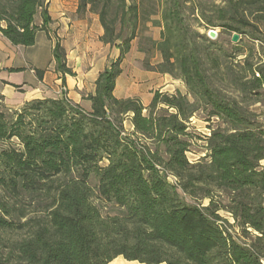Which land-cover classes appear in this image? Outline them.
I'll use <instances>...</instances> for the list:
<instances>
[{
  "label": "trees",
  "instance_id": "1",
  "mask_svg": "<svg viewBox=\"0 0 264 264\" xmlns=\"http://www.w3.org/2000/svg\"><path fill=\"white\" fill-rule=\"evenodd\" d=\"M78 2L97 16L100 42L118 56L84 98L88 110L65 98L0 107V145L14 139L20 146L0 147V233H22L0 248V264H110L118 257L140 264H264V126L210 85L205 63L253 96L264 88V72L245 55L241 74L220 66L211 54L216 41L188 23L198 12L205 27L264 41V0H229L211 16L191 0ZM49 21L45 0H0V35L12 46H33ZM147 24L160 29L159 40L145 38L149 49L137 51L158 55L151 70L180 80L185 94L155 91L143 107L114 90ZM240 46L241 40L232 46L234 57ZM53 57L56 70L71 75L58 44ZM36 75L41 80L42 72ZM199 111L224 128L210 132L207 154L190 163L187 123ZM178 190L208 205L187 204ZM94 194L113 214L102 215ZM18 199L32 210L9 205Z\"/></svg>",
  "mask_w": 264,
  "mask_h": 264
},
{
  "label": "rangeland",
  "instance_id": "2",
  "mask_svg": "<svg viewBox=\"0 0 264 264\" xmlns=\"http://www.w3.org/2000/svg\"><path fill=\"white\" fill-rule=\"evenodd\" d=\"M228 1L229 0H191L190 3L192 6H200L202 9L205 8L207 11L206 14L211 16L209 11L222 8ZM214 22H217L215 21V17ZM188 23L193 30L197 31L201 35H205L206 37L208 30H214L217 33V39L214 40L216 41V45L212 47L211 54L213 57L217 58L220 66L229 68L230 72L233 74H241L243 73L242 69L245 55L248 57L249 64H258L264 72V41H251L243 35L239 36V40H241V46L239 48L241 55L234 57L235 51L232 49V46L236 44L231 42V38L235 33H227L222 31L219 27H205L199 18L198 12H194V14L188 16ZM159 34V28L152 27L150 24H147L139 38L132 43L131 51L124 58L121 64V76L117 78L115 83V97L126 99L136 98L138 96L136 99L147 107L149 104V98H152L151 96L153 92H164L162 89L165 82H168V85L174 86L169 83V77L159 75L151 70V67L160 61L158 55L153 52L148 55H143L137 51L140 48L148 50L149 44L146 43L145 38L157 41L159 40ZM256 35L263 37V34ZM106 53L107 58L103 66H97V69L102 72L109 69L110 65L118 56V51L114 48L106 47ZM69 70L71 71V75L69 76L73 78L78 76H76L71 69ZM85 70L86 67L82 66L81 71L84 72ZM205 70L209 83L213 88L220 91L227 98L239 103L241 108L250 114L256 123L264 126V88L259 91V95L257 96L244 93L242 94L234 87L230 86L227 78L222 76L221 71L213 68L209 62L205 63ZM65 79L63 78L60 81V76L58 75L56 67H50L49 70L46 71L45 82L38 88L37 94L45 97L48 96L46 99H58L62 97L67 99L70 103L76 104L75 102L79 99V95L83 97L94 88V84L90 81L89 77L83 81L85 85L80 91H78L76 86L72 89V86H74L73 80L69 79L68 82H65ZM172 80L175 81L176 79L172 78ZM176 92H179L178 89H175V91L168 94L172 95ZM143 113L145 114L146 112ZM187 126V132L190 134L191 138L189 140L190 147L186 157L190 163H194L207 154V143L205 139L209 136L210 132L216 129H223L224 125L221 121L214 118L207 121L206 113L199 111L193 115L190 120H188ZM123 128L125 134L130 135L131 131L128 121L123 123ZM6 145H10L15 149L20 148L19 143L14 139L6 144L0 145V147H5ZM151 148L153 147L151 146ZM261 166L264 167V161L261 162ZM167 179L170 184H175V181L171 177H168ZM89 185L95 192L96 181L94 177H91ZM178 193L187 204L198 205L200 208L208 205L207 200L193 201L185 196L181 191L178 190ZM0 198H4L1 191ZM15 203H17L16 205L19 207H25L27 212L32 210L30 209V206H28V203L23 200L18 199L17 201H9L10 206ZM92 203L100 209L102 215L113 214L114 212L113 208L101 202L97 198L96 194L92 197ZM220 215L227 219L230 224H233V221L226 214L221 213ZM0 236V248L5 250L9 244L19 240L22 233L19 231H5L1 232ZM113 262L115 264H140L138 262H128L122 257L116 258Z\"/></svg>",
  "mask_w": 264,
  "mask_h": 264
},
{
  "label": "crops",
  "instance_id": "3",
  "mask_svg": "<svg viewBox=\"0 0 264 264\" xmlns=\"http://www.w3.org/2000/svg\"><path fill=\"white\" fill-rule=\"evenodd\" d=\"M45 2L50 21L46 25V32L37 33L33 46L15 47L0 35V107L17 109L25 102L48 98L38 95L37 91L45 82L46 71L56 65L53 57L56 44L64 53L66 68L78 75L73 78L58 72L60 81L63 78H66L65 82L69 79L73 80L72 89L76 86L80 91L85 85L83 81L88 77L94 84L102 72L97 66H103L106 61L108 46L100 42L103 31L97 16L89 11V6L80 10L78 0H45ZM34 22L40 26L42 24L40 16H36ZM82 66L86 67L84 72L81 71ZM36 71L42 72L41 80L36 75ZM164 76L169 77V83L174 86L165 82L162 91L172 93L178 89L180 93L185 94V87L180 80L173 81L170 76ZM94 89L95 85L88 94L83 97L79 95L75 103L88 110L90 103L84 98L93 95ZM150 101L151 98L149 103ZM142 106L146 107L144 104ZM128 124L132 131L129 121Z\"/></svg>",
  "mask_w": 264,
  "mask_h": 264
},
{
  "label": "water",
  "instance_id": "4",
  "mask_svg": "<svg viewBox=\"0 0 264 264\" xmlns=\"http://www.w3.org/2000/svg\"><path fill=\"white\" fill-rule=\"evenodd\" d=\"M206 35H207V38L211 41H214L217 39V33L214 30H208ZM238 41H239V36L237 34H233L231 38V42L233 44H236L238 43Z\"/></svg>",
  "mask_w": 264,
  "mask_h": 264
},
{
  "label": "built area",
  "instance_id": "5",
  "mask_svg": "<svg viewBox=\"0 0 264 264\" xmlns=\"http://www.w3.org/2000/svg\"><path fill=\"white\" fill-rule=\"evenodd\" d=\"M168 177H171L175 181V179L172 176L168 175Z\"/></svg>",
  "mask_w": 264,
  "mask_h": 264
},
{
  "label": "bare ground",
  "instance_id": "6",
  "mask_svg": "<svg viewBox=\"0 0 264 264\" xmlns=\"http://www.w3.org/2000/svg\"><path fill=\"white\" fill-rule=\"evenodd\" d=\"M110 264H115L114 262H111Z\"/></svg>",
  "mask_w": 264,
  "mask_h": 264
}]
</instances>
